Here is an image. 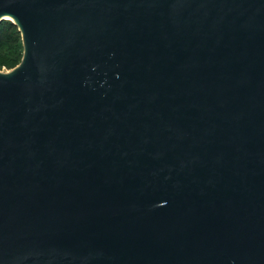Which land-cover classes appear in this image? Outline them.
<instances>
[{"label":"water","instance_id":"obj_1","mask_svg":"<svg viewBox=\"0 0 264 264\" xmlns=\"http://www.w3.org/2000/svg\"><path fill=\"white\" fill-rule=\"evenodd\" d=\"M0 264H264V0H0Z\"/></svg>","mask_w":264,"mask_h":264},{"label":"trees","instance_id":"obj_2","mask_svg":"<svg viewBox=\"0 0 264 264\" xmlns=\"http://www.w3.org/2000/svg\"><path fill=\"white\" fill-rule=\"evenodd\" d=\"M22 43L18 29L10 21L0 23V70H11L22 58Z\"/></svg>","mask_w":264,"mask_h":264},{"label":"rangeland","instance_id":"obj_3","mask_svg":"<svg viewBox=\"0 0 264 264\" xmlns=\"http://www.w3.org/2000/svg\"><path fill=\"white\" fill-rule=\"evenodd\" d=\"M1 71H6V70L3 69V70H1Z\"/></svg>","mask_w":264,"mask_h":264}]
</instances>
